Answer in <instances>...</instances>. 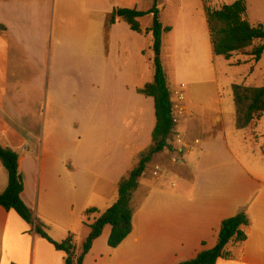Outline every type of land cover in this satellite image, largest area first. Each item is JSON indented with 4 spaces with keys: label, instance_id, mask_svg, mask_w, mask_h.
Returning a JSON list of instances; mask_svg holds the SVG:
<instances>
[{
    "label": "crops",
    "instance_id": "crops-1",
    "mask_svg": "<svg viewBox=\"0 0 264 264\" xmlns=\"http://www.w3.org/2000/svg\"><path fill=\"white\" fill-rule=\"evenodd\" d=\"M194 1L195 24H189L182 19L190 13L184 0H0V145L20 157L23 202L54 242L73 236L76 257L88 224L118 201V184L151 145L156 124L154 99L137 92L154 80L153 36L120 19L108 26L116 10L147 13L156 5L164 16L176 9L172 23H162L171 29L164 36L188 38L189 25L201 22L205 50L194 45L193 53L199 66L208 72L224 61L229 71L246 69L231 84L264 87V55L259 62L243 53L230 60L214 55L206 7L220 10L224 0ZM256 1V8L247 1L252 26L264 24V0ZM199 35L200 29L195 42ZM167 85L173 104L185 96L178 125L183 145L172 141L147 166L132 200L130 236L111 249L107 226L83 264L192 260L216 246L222 222L242 209L250 218L248 240L236 260L217 264H264V116L238 130L235 103L234 113L221 98L193 105L184 83ZM157 166L160 178L153 176ZM8 182L0 161V195ZM90 209L99 213L85 216ZM65 257L0 207V264H65Z\"/></svg>",
    "mask_w": 264,
    "mask_h": 264
},
{
    "label": "trees",
    "instance_id": "trees-1",
    "mask_svg": "<svg viewBox=\"0 0 264 264\" xmlns=\"http://www.w3.org/2000/svg\"><path fill=\"white\" fill-rule=\"evenodd\" d=\"M248 0H238L220 10L206 7L208 25L212 39L213 52L218 58L230 60L234 54H248L259 62L264 55V26H252L248 20ZM153 16L152 26L144 32L140 19ZM120 19L127 23L132 31L138 34H152L154 53V80L137 90L138 94L153 98L155 103L156 124L151 136V145L143 152L137 165L123 177L119 186V199L110 209L100 214L91 224L90 234L82 247V253L76 257V246L73 236L61 243L54 242L43 230L31 210L22 200L24 178L20 171V157L10 149L0 145V161L9 177L6 191L0 195V207L7 212H15L41 238L52 244L57 251L65 254V264H83L85 257L92 249L107 226L111 227L108 245L118 248L132 233L133 218L136 209L132 206L133 196L139 188L140 179L155 155L170 148L173 141L175 124L173 122L172 95L167 85L166 72L162 62L163 36L171 31L164 28L160 20V12L155 5L149 12L136 10H116L108 21L112 26ZM236 107V127L238 130L249 128L264 116V87L246 88L232 86ZM97 209L87 210L85 216L98 214ZM87 225V224H86ZM250 218L247 209H242L234 217L221 224L216 246L211 250L200 252L194 259L179 264H217L219 260L234 261L238 251L248 240Z\"/></svg>",
    "mask_w": 264,
    "mask_h": 264
},
{
    "label": "rangeland",
    "instance_id": "rangeland-1",
    "mask_svg": "<svg viewBox=\"0 0 264 264\" xmlns=\"http://www.w3.org/2000/svg\"><path fill=\"white\" fill-rule=\"evenodd\" d=\"M236 1L238 0H224L220 5H222L221 7L229 6ZM216 2L220 3V0H216ZM195 4L194 0H184V7L190 11V13H183L182 19L185 23L195 24V21L192 18L196 15V8H194ZM253 4L256 8L257 1L254 0ZM159 5L161 6L162 2L159 3ZM175 13L176 9L168 8L164 16H160V20L164 25L172 23L173 15H175ZM257 20L259 19H256L255 17L253 22L256 23ZM152 23L153 18L149 15L140 19V25L143 29L150 28ZM258 25L264 26L263 23L256 24L255 26ZM189 28L194 34L188 38H180L178 35H165L163 37L162 58L167 81H169L172 86H179L184 83L188 87L189 101L193 105L211 106L215 105V101L221 98L225 101L226 107L229 105L231 106V110L234 113L235 107L232 97V86L234 84H231L234 79L233 74H242L246 69L243 68V70H240L239 67H237L232 69L233 71H229L224 61H218L215 67L216 70L210 66L209 71L205 72L204 68L199 66L197 62V54H193L195 52L194 45L202 47L203 51L205 50L204 40H202L205 34L203 24L200 22L196 25H189ZM198 29H200L199 40L195 42ZM177 51L178 54H175ZM147 55L152 58L149 54V50ZM150 66L153 70V74L155 69L154 62H151ZM262 67H264V61ZM214 72H216V75ZM209 112L211 111H207L206 113ZM206 118L209 119L210 115L207 114ZM73 122L76 121L74 120ZM82 244L83 242H78V252H81Z\"/></svg>",
    "mask_w": 264,
    "mask_h": 264
},
{
    "label": "built area",
    "instance_id": "built-area-1",
    "mask_svg": "<svg viewBox=\"0 0 264 264\" xmlns=\"http://www.w3.org/2000/svg\"><path fill=\"white\" fill-rule=\"evenodd\" d=\"M181 87H182V89L186 88V86H184V85H182ZM184 101H185V96L183 94H179L178 103L173 104V107H172L173 122L175 124L173 143H175L176 145H183V139H182L181 134L178 131V125L180 123L181 118L185 115V108L181 104ZM176 150L179 151L178 148ZM172 160L175 163L180 161L179 157H175ZM161 175H162V168L160 166H157L153 172V176H154V178H160Z\"/></svg>",
    "mask_w": 264,
    "mask_h": 264
}]
</instances>
